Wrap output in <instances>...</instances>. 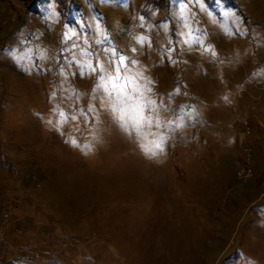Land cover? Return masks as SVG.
<instances>
[{
	"label": "rangeland",
	"instance_id": "374dc122",
	"mask_svg": "<svg viewBox=\"0 0 264 264\" xmlns=\"http://www.w3.org/2000/svg\"><path fill=\"white\" fill-rule=\"evenodd\" d=\"M0 264H264V0H0Z\"/></svg>",
	"mask_w": 264,
	"mask_h": 264
},
{
	"label": "snow or ice",
	"instance_id": "6c2138e0",
	"mask_svg": "<svg viewBox=\"0 0 264 264\" xmlns=\"http://www.w3.org/2000/svg\"><path fill=\"white\" fill-rule=\"evenodd\" d=\"M124 57L119 59V65L115 68L114 74L108 73L103 68L97 66L93 67L90 63L86 65L88 69L93 72H101L100 83L97 85L98 88L103 89L110 98L116 97L115 101L110 105L114 111H119L121 113L120 118L123 119L125 115L135 118V123L133 127L139 131L142 123L146 122L148 124L152 123L150 117H145L143 115V110L145 107H153V101H144L143 93L140 87H135L132 92L128 91L126 85L121 82L125 79L134 81L135 77L125 78L121 75V68L126 67ZM79 63V62H78ZM132 63H135L134 61ZM137 75H140L137 73ZM146 91H151V89H145ZM157 126L158 122H157ZM157 148L160 147L159 144L156 145Z\"/></svg>",
	"mask_w": 264,
	"mask_h": 264
}]
</instances>
